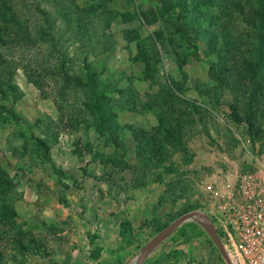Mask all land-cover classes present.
I'll use <instances>...</instances> for the list:
<instances>
[{"label": "rangeland", "instance_id": "1", "mask_svg": "<svg viewBox=\"0 0 264 264\" xmlns=\"http://www.w3.org/2000/svg\"><path fill=\"white\" fill-rule=\"evenodd\" d=\"M237 1L12 0L46 35L0 95V264H227L201 181L264 165V0Z\"/></svg>", "mask_w": 264, "mask_h": 264}, {"label": "built area", "instance_id": "2", "mask_svg": "<svg viewBox=\"0 0 264 264\" xmlns=\"http://www.w3.org/2000/svg\"><path fill=\"white\" fill-rule=\"evenodd\" d=\"M217 208L214 225L234 264H264V165L219 181H201Z\"/></svg>", "mask_w": 264, "mask_h": 264}, {"label": "trees", "instance_id": "3", "mask_svg": "<svg viewBox=\"0 0 264 264\" xmlns=\"http://www.w3.org/2000/svg\"><path fill=\"white\" fill-rule=\"evenodd\" d=\"M225 1H229V0H221V3L227 6L231 5L229 2L226 3ZM204 5H206V2H204ZM256 5L257 6L254 5V8L251 10V14L255 15V17H257L258 20L259 18L262 20V24L260 25L262 31L260 28L259 29H260V33L264 34V21H263L264 6L261 5L259 7L258 4ZM231 6H234L235 8L237 7L240 8L241 3L240 1L236 0L234 4H232ZM180 15L183 16L182 13ZM251 26L254 28V25ZM39 30L40 31L38 33V37L36 38L34 33H31L30 31L27 18L24 15H20L18 11H16V9L14 8V3H12V0H0V47L8 49L6 54L7 57L0 54V95L3 94L6 90L13 91L16 88L14 82V74L18 69H23L27 74L29 73L27 65L11 62L8 58L11 56V53L12 56H14L15 53H17L18 51H21L20 56L24 58L28 44L40 45L43 41H45L42 39V36H45L46 33H44L41 30V28H39ZM250 36L251 34H248V38H250ZM255 37H257L256 32H255ZM262 39L264 43L263 36ZM254 50L257 51V48H254ZM251 51H253V48ZM245 65H248V63L247 62L244 63L243 67ZM244 69H245L244 71H246L247 69H249V66L248 68L245 67ZM215 80L218 83L220 82L218 78H215ZM75 81L78 82V80ZM259 88H260V81L258 82V84H256L255 90H258ZM91 90L94 98L93 107L96 110V112H98V118L101 119L103 118V110H102V104L100 102V98H103L104 96L102 95V93H99L94 89ZM10 113L12 115L14 114L12 112ZM38 143L42 147H45V143L42 140H38ZM12 187H13V182L10 179L9 175L2 173V171L0 170V219L7 218L9 215H11L12 217H15L16 215L14 208L8 206L6 202L3 200L5 197L8 196L9 192L13 191Z\"/></svg>", "mask_w": 264, "mask_h": 264}, {"label": "water", "instance_id": "4", "mask_svg": "<svg viewBox=\"0 0 264 264\" xmlns=\"http://www.w3.org/2000/svg\"><path fill=\"white\" fill-rule=\"evenodd\" d=\"M195 215V213H191V214H188L184 217H181L180 219H178L174 224H173V228L177 227L178 225H180L182 222H184L185 220H187L188 218H190L191 216ZM206 228L213 240V242L215 243V245L217 246L218 250H219V253L221 254L222 258L225 260V262L227 264H233V262L231 261L229 255L227 254L223 244H222V241L220 240L219 238V235L215 229V227L207 222L206 223Z\"/></svg>", "mask_w": 264, "mask_h": 264}]
</instances>
